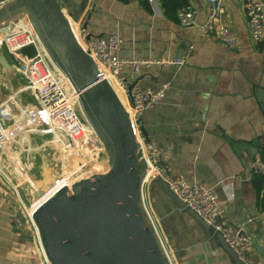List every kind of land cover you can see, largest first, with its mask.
Listing matches in <instances>:
<instances>
[{"label": "crops", "instance_id": "obj_1", "mask_svg": "<svg viewBox=\"0 0 264 264\" xmlns=\"http://www.w3.org/2000/svg\"><path fill=\"white\" fill-rule=\"evenodd\" d=\"M187 1L203 22L204 0ZM147 2L148 8L143 0H59L69 20L86 25L89 34L120 35L123 58L184 59L180 66L123 69L130 90H157L169 82L165 96L144 111L142 126L157 139L167 175L211 188L225 207L220 220L244 225L255 241L252 263L264 264L258 250L264 251V212L252 183V162L264 148V37L252 41L243 0H225L223 19L237 35L235 49L181 26L165 14L161 0ZM145 198L175 264H232L157 183L149 184ZM22 215L0 171V264L45 263L37 233Z\"/></svg>", "mask_w": 264, "mask_h": 264}, {"label": "water", "instance_id": "obj_2", "mask_svg": "<svg viewBox=\"0 0 264 264\" xmlns=\"http://www.w3.org/2000/svg\"><path fill=\"white\" fill-rule=\"evenodd\" d=\"M22 17L28 19L54 65L71 81L82 116L95 130L108 158L105 170L89 172L70 185L60 186L34 210L32 218L45 257L50 264H170L164 244L149 220L142 193L146 165L119 95L107 79L100 78L96 62L75 38L59 0H9L0 4V29ZM11 101L15 104L7 109ZM33 125L42 130L31 131ZM46 128L37 100L0 43V155L13 160L15 150L29 149L36 161L40 154L37 180L21 185L19 179L26 176L16 175L12 168L15 162L9 167L1 156L0 160L29 201L32 186L47 191L55 186V177L60 178V170L53 174L50 168L60 167L55 157L51 160L50 155L47 158L40 153L47 150L46 140H53ZM141 131L149 137L143 126ZM21 138L23 143L19 144ZM152 182L170 196L179 210L198 222L207 238L220 244L232 264H244L221 232L188 207L163 179ZM252 242L255 246L253 238ZM258 250L264 255L263 250Z\"/></svg>", "mask_w": 264, "mask_h": 264}, {"label": "built area", "instance_id": "obj_3", "mask_svg": "<svg viewBox=\"0 0 264 264\" xmlns=\"http://www.w3.org/2000/svg\"><path fill=\"white\" fill-rule=\"evenodd\" d=\"M150 1L156 4V0ZM204 2L207 6V14L203 22L199 21L197 10L192 5L186 4L177 10L180 25L196 27L201 35L215 36L228 48L235 49L237 35L223 19L225 0H204ZM243 5L250 37L255 44H258L264 37V0H243ZM70 25L81 47L96 62L100 78L107 79L116 91L115 84L124 94L126 104L117 93L129 113L131 125L141 145L142 159L146 165L142 184L144 198L147 186L156 178L163 179L169 189L188 207L196 211L207 224L221 232L226 243L244 264H254L250 258L253 251L252 237L245 232L244 225L218 222L217 219L224 214L225 207L219 203L214 191L200 183L167 175L162 164V151L157 139L151 136L146 138L141 131L140 117L144 111L165 96L169 82L163 83L157 90L139 88L129 92L123 69L130 67L134 72H139L142 66L149 67L153 64L180 66L184 64V59L123 58L119 56V50L124 41L120 35H91L83 24L75 25L70 21ZM0 43L5 46L14 61L16 71L24 77L28 89L37 100L46 121V132L52 135L54 141H58L59 147L69 156V162L76 163L75 169L86 171L85 173L91 171L90 167L93 164H99V169L105 168L106 155L103 145L88 120L82 116L74 86L69 78L54 65L28 19L23 17L12 22L9 29L5 31V35L0 38ZM252 169L264 174V161L260 154L253 160ZM0 171L10 183V192L18 202V208L22 210L27 222L36 231L31 201L23 193L18 181L14 183L15 178L5 169L1 160ZM148 216L164 244L170 264H175L168 245L160 235L158 219L149 209ZM44 264H50L46 257Z\"/></svg>", "mask_w": 264, "mask_h": 264}, {"label": "bare ground", "instance_id": "obj_4", "mask_svg": "<svg viewBox=\"0 0 264 264\" xmlns=\"http://www.w3.org/2000/svg\"><path fill=\"white\" fill-rule=\"evenodd\" d=\"M0 34H1V30H0ZM114 86L116 87V92L120 95V97H121L122 101L124 102V104H126V101L122 98V95H124L123 92L115 84H114ZM21 87L22 86H20V89H21ZM13 104H15V102L11 101V102L7 103L5 107L7 109H11V107H13ZM22 116H24V115L22 114ZM30 128H32L31 131L40 132L42 130L40 127H38V126L36 127V125H33ZM18 143L22 144L23 143V139L22 138L19 139ZM48 144H50L51 147H52V151H53V153L55 155V161L57 160L56 162H58L60 164V167L62 168L61 173H60L61 176H60V178L57 177V176L55 177L56 178L55 186H53L52 188H50L47 191H43L42 189L37 190L35 188V186H32V189L30 190V192L33 195L29 192L32 195V201H31L32 210H35L37 208V206L42 201H44L46 198H48L60 186L62 187V186H65V185H70L69 181L67 179V175H66V178L64 177V175H65L64 172H66V168H65L63 157L61 156V149L59 148L58 142L57 141H53V140H48L44 145H48ZM44 145H42V146H44ZM23 148L24 147H22V149ZM24 150L25 149L19 150V152L15 150L17 156L13 157V160L8 158V157H6V156H4V155H0V156L3 158V160L5 161L7 166H9V164H10L9 167H11V163L13 164V161L15 162L14 164H16V166H14L12 168L14 169V171L16 170V175L18 174L19 176L20 175L26 176V179L24 177H21L19 179V180H22L20 182L21 185H23L24 182L33 184L37 180V177H36L37 174L35 175L36 171L33 170V165H35L36 161H34L32 159V157L30 156V155H33L31 153L32 151H30L29 149L26 150V151H24ZM35 151H37V149H35ZM22 152H25V153H27L29 155H27L25 153H22ZM2 165H3V163H2ZM17 166H18V168L20 170L18 173H17ZM25 168L27 169V172H26ZM35 191H37V193H35Z\"/></svg>", "mask_w": 264, "mask_h": 264}, {"label": "trees", "instance_id": "obj_5", "mask_svg": "<svg viewBox=\"0 0 264 264\" xmlns=\"http://www.w3.org/2000/svg\"><path fill=\"white\" fill-rule=\"evenodd\" d=\"M121 2H125L127 0H119ZM143 4L145 7L148 8V2L147 0H143ZM162 7L164 9L165 14L171 18L176 20L177 19V10L186 4H188L187 0H161ZM58 137V136H57ZM58 142V141H57ZM59 145V143H58ZM261 158L264 161V148L261 150ZM64 160V158H63ZM65 164V161H64ZM91 172L93 171L92 168L90 169ZM67 171V169H66ZM81 171V170H79ZM253 178L252 183L254 185V188L258 194V206L259 208L264 212V174L256 172L252 169ZM81 174H83V171H81ZM80 175V174H78ZM78 175H76L78 177ZM75 177L69 178V184L73 182V180L76 179ZM68 179V178H67Z\"/></svg>", "mask_w": 264, "mask_h": 264}, {"label": "rangeland", "instance_id": "obj_6", "mask_svg": "<svg viewBox=\"0 0 264 264\" xmlns=\"http://www.w3.org/2000/svg\"><path fill=\"white\" fill-rule=\"evenodd\" d=\"M23 18V17H22ZM22 18H20V19H22ZM1 30V34H0V37H3L4 35H5V28L3 27L2 29H0ZM4 31V32H3ZM3 33V34H2ZM43 48H44V46H43ZM45 49V48H44ZM46 51V50H45ZM94 130V129H93ZM95 131V130H94ZM96 133V132H95ZM97 135V134H96ZM46 142H47V140H46ZM60 149H61V156L64 158V161H65V168L67 169V171L66 172H64V177L66 178V175H67V178H68V180H69V178H71V177H75L76 175H78V174H80V175H78V177L76 176V179L75 180H77L78 178H80V177H82L83 175H85V174H88L89 172H87V173H85L86 171H83V174H81V171H79V169H75V167L77 166V164L76 163H74L73 164V162H69L70 161V159H69V156L65 153V152H63V150H62V148L61 147H59ZM46 151L44 150V149H42L41 151H40V153H41V155H44V157H47V156H49V158L51 159V160H53V158L55 157V155H54V153H53V151H52V147H51V145L50 144H48L47 146H46ZM48 158V157H47ZM84 160V159H83ZM48 161H49V159H48ZM40 154L36 157V163H35V165H33V167H35V171L36 172H39L40 171ZM107 166H108V159L105 161V168H103V169H99V164H93L91 167H90V169L92 168V172H95V171H103V170H105L106 168H107ZM51 168V171L53 172V174L55 173V174H57L56 173V170H57V172H58V170H60V172H61V170H62V168H60V167H50ZM54 168H55V170H54ZM3 170H4V168H2ZM89 171V170H88ZM91 172V171H90ZM61 176V175H60ZM75 180H73V182L75 181ZM14 183H17V181L15 180L14 181ZM72 183V182H71ZM149 186V185H148ZM148 186H147V188H148ZM23 216V218H22V220H23V222L25 221V219H26V217H24V215H22ZM27 220V219H26ZM25 223V222H24ZM161 236H162V239H163V241L165 242V244L166 245H168V243H167V239L166 238H164V236H163V234H162V231H161V234H160ZM170 254H171V252H170ZM172 255V254H171Z\"/></svg>", "mask_w": 264, "mask_h": 264}]
</instances>
